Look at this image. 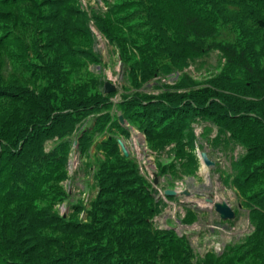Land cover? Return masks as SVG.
Listing matches in <instances>:
<instances>
[{
	"label": "rangeland",
	"instance_id": "374dc122",
	"mask_svg": "<svg viewBox=\"0 0 264 264\" xmlns=\"http://www.w3.org/2000/svg\"><path fill=\"white\" fill-rule=\"evenodd\" d=\"M52 1L55 0H0V89L11 91V95H5L10 97L15 91L24 88L37 92L39 83H44L42 87L48 88L46 78L36 81L28 72L38 73L39 68L34 67L40 64L39 57H50L51 51L47 44L59 29H63L71 38V46L96 57L95 60L82 57L86 66L79 70V74L84 75L87 81L81 86L86 85L88 94L109 97L111 105L77 124L73 132L64 138L69 146L63 170L65 179L58 184L62 200L53 204L45 203L51 213L64 223L69 222L73 224L72 227L81 230L83 227L89 228L95 242L80 236H70L71 244L66 247L68 242L62 235L53 233L42 237L43 243L58 244L44 248L42 253H48L50 258L64 257L59 253L69 249L73 252L81 249L87 251L98 247V243L106 245L108 240H101L102 237L106 238L114 230L123 231L120 226L103 228L112 222V218H107V213L115 211L118 217L114 219L117 220L123 216L122 211H131L132 214L123 217L133 221L137 216L140 220L137 229L146 230L155 242H160H154L148 248L150 258L154 254H165L171 260L175 258L171 237L167 235L172 233L185 243L188 249L185 256L190 264H264V242H258L260 230L264 229V206L255 209L257 198H252L249 191L239 188L235 183L236 178L241 176V169L237 166L246 155L247 147L235 141L230 132L219 135L217 126L207 116L188 118L189 140L184 133L180 144L170 143L163 148L149 142L143 130L127 119L126 133L111 125L120 112L118 104L125 97L135 94L158 96L190 93L207 87L222 96L260 102L258 97H252L254 93L251 88L246 90L241 87L242 83L249 81V69L229 63L220 49L210 48V43L201 53L191 50L190 46L182 47L176 28L164 21L168 18L165 7L168 12L172 9L168 0H58L57 6H53ZM219 1L232 17L243 21L236 26L237 31L232 33L229 27L232 25L226 20V16H229L217 7L218 2H214L213 13L217 19L214 24L223 43H232L237 50H244L248 57L255 49L259 55V67H264V29L253 25L250 13L253 2ZM55 13L57 15L52 16ZM77 29L81 30L82 35H74ZM158 30L164 32L166 41H169L167 46L161 38V42L156 41L160 34ZM157 47H162L166 54H158L162 57L156 65L151 66L149 58L156 55ZM170 49L173 50L171 54ZM65 70L68 71V83L60 86V93L53 94L58 103L65 96L61 90L78 85L69 68ZM107 81L116 87L115 92L108 95L104 93V83ZM4 99L5 110L4 106L0 107V140L8 126L6 120L9 115L17 107L23 106L21 99ZM102 115H108L110 120L105 122ZM93 118L95 123L86 129L87 121ZM84 130H88L89 140L82 146L79 137ZM46 137L43 147L44 152L48 153L60 140L54 132ZM109 139H121L127 157L119 145L114 151L117 158L107 155L104 145ZM202 151L209 154L213 166L203 165L199 158ZM122 157L127 158L123 162L125 166L129 164V168H134L150 190L140 198L147 202L145 198L150 195L148 198L152 200L155 212L149 216H145L148 215L149 202L145 206L134 196L126 198L120 193L122 188L131 187L122 184V181L121 185L116 174L111 173V165L118 164ZM130 177L121 175L120 178ZM154 177H158L157 184L154 183ZM165 189L188 190L202 195L204 199L225 201L233 209L234 217L222 220L204 199L186 196L183 192L167 197L163 195ZM122 203L125 204L123 207ZM143 218L147 220L143 221ZM123 255L138 257L134 252L127 251Z\"/></svg>",
	"mask_w": 264,
	"mask_h": 264
},
{
	"label": "trees",
	"instance_id": "16d2710c",
	"mask_svg": "<svg viewBox=\"0 0 264 264\" xmlns=\"http://www.w3.org/2000/svg\"><path fill=\"white\" fill-rule=\"evenodd\" d=\"M250 1L253 2L250 8L253 25L263 30L264 0ZM168 2L171 3L172 9L168 12V8L165 7L168 18L164 21L176 28L182 47L190 46L191 50L201 53L210 43V48L220 49L229 63L249 69V81L242 83L241 87L246 90L251 88L254 93L252 97H258L260 102L222 96L204 87L200 91L190 93H167L158 96L135 94L125 97L118 104V109L124 119L141 128L149 142L155 143L158 148L170 143L180 144L184 139V133L189 140L188 118L195 115L200 118L209 117V120L217 126L219 135L230 132L235 141L247 147L246 155L238 163L237 168L241 169V176L236 178L235 183L239 188L249 191L252 198H257L255 203L258 208L255 206V209H261L260 206H264V67H259L258 52L253 49L248 57L244 50H237L232 43H223L220 32L216 30L214 24L217 20L213 13L214 2H218L217 7L229 16H226V20L233 26H229L232 33L237 31L236 26L243 21L235 16L232 17L221 1L168 0ZM58 4V0L52 1L53 6ZM55 15L57 13L52 16ZM62 32L65 33L61 34ZM158 32L160 34L156 37V41L161 42V38L167 46L169 41H166L164 32L162 30ZM74 35H82L81 30L77 29ZM70 39L66 30L59 29L47 44V48L51 51L50 57H39L40 64L34 65V68H39L38 73L28 72V75L36 81L46 78L48 88L42 87L44 83H39L37 92L24 88L15 91L10 97L11 91L0 89V107L4 106V110L6 107L4 98L21 99L23 102L22 107H17V110L9 115L6 120L8 126L0 140V264H190V260L185 256L188 250L185 243L172 233L167 235L171 237L174 248L172 250L176 252L175 258L171 260L165 254H154V257L150 258L151 254L147 250L155 240L151 237V233L137 229L140 221L137 216L135 218L137 221L123 217L125 214H132L131 211H122L123 216L117 220L114 219L118 217L115 211L104 212L107 213V218L108 216L112 218V222L107 223L103 228L120 226L123 229L122 232L114 230L109 232L106 238L102 237L101 240H108L106 245L98 243V247L87 251L81 249L73 252L69 249L60 252L59 254L65 255L64 257L50 258L48 253H42L44 248L58 244L43 243L42 237L53 233L62 235V238L68 242L66 247L71 244L70 236H80L95 242V237L92 236L89 228L83 227L81 230L72 227L73 224L64 223L45 206L46 202L53 204L62 200L58 184L65 179L63 170L69 146V142L64 138L73 132L77 124L111 105L109 97L88 94L86 85L81 86V83L87 81L84 75L79 74V70L86 66L82 57L86 56L90 60H95L96 57L71 46ZM201 45L202 48H199ZM169 52L171 54L173 50L170 49ZM158 54L165 55L166 52L162 47L160 49L157 47L156 55L149 58V65H156L157 60L162 57L157 56ZM66 68L73 73L78 85L73 86L72 89L61 90L65 96L58 103L54 100V93H60V86L68 83ZM7 93L9 95L5 96ZM102 117L103 120L105 118V122L110 120L108 115ZM111 125L126 133L125 127L119 125L117 117L113 119ZM51 132H54L60 142L52 151L45 153L43 143ZM87 132L88 130L82 131L79 137L82 146L89 140ZM117 145L116 140L109 139L104 145L105 153L110 157L115 156ZM126 159L122 157L118 160V164L111 165V173L116 174L120 184L122 181V184L131 186L129 189L122 188L120 193L126 198L134 196L138 201H142L141 195L150 190L134 168H129V164L125 166L123 162H126ZM119 166H123L124 169ZM121 175H131V177L121 180ZM148 196L150 195L145 198L147 202L142 201L145 206L149 202L148 211L146 210L148 215L145 216L151 215L154 211L152 200ZM124 205L122 203L121 206ZM144 220L147 219L143 218ZM145 225H148V222H145ZM259 235L258 242L263 243L264 229L261 228ZM157 243L160 242L156 241L155 244ZM125 251L134 252L138 257H125L123 255ZM68 254L69 256H66Z\"/></svg>",
	"mask_w": 264,
	"mask_h": 264
},
{
	"label": "water",
	"instance_id": "95a60500",
	"mask_svg": "<svg viewBox=\"0 0 264 264\" xmlns=\"http://www.w3.org/2000/svg\"><path fill=\"white\" fill-rule=\"evenodd\" d=\"M116 90V87L110 83V82H105L104 84V93L105 94H110V93H113L115 92ZM118 121L120 123V125H125V121H124V118L122 115H119L118 116ZM93 124V120H90L88 121V123L86 124V128L89 129L91 127V125ZM117 143L121 149V152L123 153V155H125V157H127V150L125 148V145L124 143L121 141V140H117ZM200 158H201V161L203 162V164L206 166V167H211L213 166V162L210 161V159L208 158L207 156V153L206 152H201L200 153ZM154 183L156 184L157 183V178L154 179ZM164 194L167 195V196H175L177 195L178 193L172 189H165L164 190ZM184 195L186 196H194L196 199H204V197L198 193H191L189 192L188 190H185L183 192ZM204 201L207 203V204H211L215 210L216 213H218L219 217L222 219V220H229V219H233L234 217V211L233 209L227 204V202L225 201H222V202H215L213 201V199L211 198H206L204 199Z\"/></svg>",
	"mask_w": 264,
	"mask_h": 264
},
{
	"label": "bare ground",
	"instance_id": "6f19581e",
	"mask_svg": "<svg viewBox=\"0 0 264 264\" xmlns=\"http://www.w3.org/2000/svg\"><path fill=\"white\" fill-rule=\"evenodd\" d=\"M176 191L180 192V190L175 189Z\"/></svg>",
	"mask_w": 264,
	"mask_h": 264
}]
</instances>
